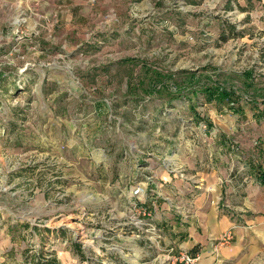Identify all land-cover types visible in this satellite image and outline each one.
<instances>
[{"label": "rangeland", "instance_id": "rangeland-1", "mask_svg": "<svg viewBox=\"0 0 264 264\" xmlns=\"http://www.w3.org/2000/svg\"><path fill=\"white\" fill-rule=\"evenodd\" d=\"M263 125L264 0H0V264H177L162 196L264 184Z\"/></svg>", "mask_w": 264, "mask_h": 264}, {"label": "crops", "instance_id": "crops-1", "mask_svg": "<svg viewBox=\"0 0 264 264\" xmlns=\"http://www.w3.org/2000/svg\"><path fill=\"white\" fill-rule=\"evenodd\" d=\"M205 167L186 176L183 188H179L176 176L175 181L170 177L172 191L162 197L175 215L163 219L164 245L176 253L185 250L199 255L203 264H262L264 184L250 173V182L243 184L241 173L223 170L216 163ZM162 178L166 181L169 176ZM155 190L159 194V189ZM227 232H231V239L218 244L217 239Z\"/></svg>", "mask_w": 264, "mask_h": 264}, {"label": "built area", "instance_id": "built-area-1", "mask_svg": "<svg viewBox=\"0 0 264 264\" xmlns=\"http://www.w3.org/2000/svg\"><path fill=\"white\" fill-rule=\"evenodd\" d=\"M143 192V189L138 186L133 190L134 195L141 194ZM231 239V232H227L222 235L219 239H217L218 244L225 243ZM174 262L177 264H203L201 261V258L199 255H193L185 250H180L175 259Z\"/></svg>", "mask_w": 264, "mask_h": 264}, {"label": "trees", "instance_id": "trees-1", "mask_svg": "<svg viewBox=\"0 0 264 264\" xmlns=\"http://www.w3.org/2000/svg\"><path fill=\"white\" fill-rule=\"evenodd\" d=\"M216 92L217 91H215V92H212V91L207 92L206 91L207 94L210 93L211 95L214 94L215 96H218L217 98H220V99H229L230 94L227 93L226 91H221V92H218V93H216Z\"/></svg>", "mask_w": 264, "mask_h": 264}]
</instances>
